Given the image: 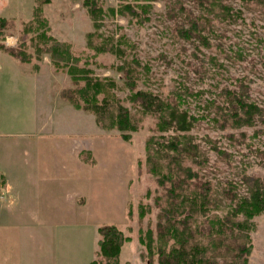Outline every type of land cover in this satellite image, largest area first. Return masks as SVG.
Returning a JSON list of instances; mask_svg holds the SVG:
<instances>
[{
  "label": "rangeland",
  "instance_id": "rangeland-1",
  "mask_svg": "<svg viewBox=\"0 0 264 264\" xmlns=\"http://www.w3.org/2000/svg\"><path fill=\"white\" fill-rule=\"evenodd\" d=\"M180 1L186 6L193 5L190 0ZM118 4L119 0H104L105 8H117ZM146 4L147 21L139 25L120 16L107 17L100 35L114 41L124 37L121 48L130 58L140 61L145 73L139 81L140 89L164 97L180 95L177 101L181 107L197 120L191 132L193 141L207 157L208 179L220 195L230 187L244 193V176L259 177L264 183V123L219 130L209 104L219 99L218 94L224 88L243 89L246 97L264 110V11H257L256 7L249 11L236 5L240 12L236 22L217 26L207 48L196 42L176 41L169 30L164 2ZM36 5L35 0H0V17L12 24L7 34L17 37L14 48L20 46L35 66L46 58L49 79L56 80L62 89H69L75 86L66 71L56 69L48 53L40 55L41 48L51 45L45 40L48 37L68 44L73 56L80 58L79 67L85 66L95 76L115 81L118 97L128 95L115 69L119 64L117 57L110 54L93 57L86 47V34L95 29L80 1L52 0L42 5L38 18L33 14ZM24 29L28 31L25 34ZM3 63H0V132L64 129L82 134L76 143L94 150L93 154L81 156L94 188L89 193L88 211L82 210L79 216L48 218L55 221L51 232L38 231V226L33 225V231L29 232L15 229L0 233V264H90L97 258V228L106 224L118 226L130 237L121 249L120 264H158L156 256L152 262L148 260L146 249L139 242L148 232H155L157 222V209L145 211L142 217L139 211L140 205L152 206L159 192L145 165L146 140L154 134L155 121L145 118L131 140L124 141L120 132L100 129L94 116L81 110L64 112L56 120L54 113L61 111L62 104L56 95L57 86H50L42 103L43 115H37L31 110L27 75L20 72L12 77ZM37 68L46 69L43 65ZM15 219L23 223L34 218ZM251 222L248 264H264V213Z\"/></svg>",
  "mask_w": 264,
  "mask_h": 264
},
{
  "label": "trees",
  "instance_id": "trees-1",
  "mask_svg": "<svg viewBox=\"0 0 264 264\" xmlns=\"http://www.w3.org/2000/svg\"><path fill=\"white\" fill-rule=\"evenodd\" d=\"M35 1L37 5L33 14L38 18L41 7L52 0ZM74 1L82 3L95 29L86 34V47L93 52V57L104 54L117 57L119 64L115 69L128 95L118 97L115 81L99 78L85 66L79 67L80 58L73 56L68 44L48 37L45 40L51 45L41 48L40 55L48 53L54 67L65 70L75 86L62 89L61 98L76 110L92 114L100 129L116 130L122 140L130 141L145 118L155 121L154 134L146 140L145 165L159 192L152 206H139L140 217L151 208L158 210L155 232L139 238L148 260L152 262L156 256L158 264H248L251 221L264 213V183L259 177L244 176V193L239 194L230 187L220 195L208 179V159L199 144L193 141L191 132L197 120L181 107L177 101L180 95L164 97L140 89L139 81L145 73L140 61L130 58L121 48L125 44L124 37L114 41V38L100 35L107 17L120 16L139 25L147 21L146 3L157 0H134L131 3L119 0L117 8H105L104 0ZM160 1L165 4L172 37L179 42H196L207 48L217 26L236 22L240 13L235 9L236 5L249 11L252 7L264 11V0H190L193 1L191 6L180 0ZM11 26L9 20L0 17V50L27 65L30 58L20 46L8 48L3 44ZM26 32L24 29V34ZM218 98L209 103L214 110L217 129L264 123V110L250 101L243 89L224 88ZM2 188L0 176V191ZM127 216L132 217L131 211ZM97 232V258L90 264H120L121 249L130 237L113 224L101 225Z\"/></svg>",
  "mask_w": 264,
  "mask_h": 264
},
{
  "label": "crops",
  "instance_id": "crops-1",
  "mask_svg": "<svg viewBox=\"0 0 264 264\" xmlns=\"http://www.w3.org/2000/svg\"><path fill=\"white\" fill-rule=\"evenodd\" d=\"M3 43L8 48H14L17 37L7 35ZM8 57L0 50V63L3 61L9 67L12 77L20 72L27 75L26 88L33 103L31 110L35 114L43 115L42 103L50 86H57L56 95L62 101L61 111L54 113V119H61L58 116L64 112L73 113L75 108L60 96L62 85L48 77L46 58L39 64L46 69L40 70L37 68L39 65L27 63L25 67ZM78 136L82 134L64 129L0 132V176L3 179L0 233H11L15 229L29 232L33 231V225L38 226V231L51 232L55 221L48 218L79 216L82 210L88 211L93 180L87 175L84 168L87 163L82 161L81 156L93 154L94 150L77 144ZM15 218L34 219L22 223Z\"/></svg>",
  "mask_w": 264,
  "mask_h": 264
}]
</instances>
